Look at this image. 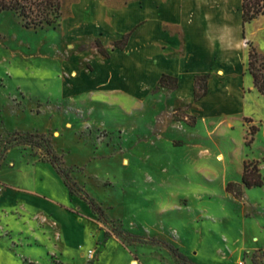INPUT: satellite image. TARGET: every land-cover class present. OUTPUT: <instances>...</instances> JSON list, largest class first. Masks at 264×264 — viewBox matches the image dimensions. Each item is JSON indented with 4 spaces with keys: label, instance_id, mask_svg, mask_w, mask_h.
I'll return each mask as SVG.
<instances>
[{
    "label": "rangeland",
    "instance_id": "374dc122",
    "mask_svg": "<svg viewBox=\"0 0 264 264\" xmlns=\"http://www.w3.org/2000/svg\"><path fill=\"white\" fill-rule=\"evenodd\" d=\"M68 1L37 29L0 12V264H264V182L225 191L246 163L264 178V99L195 110L101 84Z\"/></svg>",
    "mask_w": 264,
    "mask_h": 264
},
{
    "label": "crops",
    "instance_id": "0c3cea01",
    "mask_svg": "<svg viewBox=\"0 0 264 264\" xmlns=\"http://www.w3.org/2000/svg\"><path fill=\"white\" fill-rule=\"evenodd\" d=\"M63 22L79 43L98 39L107 48V58L89 52L105 69L101 84L114 89L134 78L135 93L154 91L168 75L177 79V88L158 93L168 91L174 107L229 110L249 96L264 99L247 73V43L264 55V16L243 25L242 0H69ZM124 35L126 46L112 49ZM201 75L208 76L207 94L193 101L194 78ZM30 192L67 203L43 187Z\"/></svg>",
    "mask_w": 264,
    "mask_h": 264
},
{
    "label": "trees",
    "instance_id": "16d2710c",
    "mask_svg": "<svg viewBox=\"0 0 264 264\" xmlns=\"http://www.w3.org/2000/svg\"><path fill=\"white\" fill-rule=\"evenodd\" d=\"M62 0H0V12H12L16 14L24 28L37 29L45 26H55L61 18ZM259 16H264V0H242V23H249ZM128 35H124L120 40L114 41L112 49L122 50L127 43ZM248 44V61L247 73L251 76L253 87L264 98V55L259 54L251 43ZM91 47L95 49L101 56L107 58L108 52L98 39L91 42ZM84 50V47H81ZM207 75L196 76L194 78L193 99L198 101L207 94ZM159 88H167L174 90L177 88V79L168 75H162L155 87L154 91ZM29 135L25 138H33ZM51 158L53 156L48 151ZM54 163V162H51ZM57 172L63 176L65 186L72 194L74 193V184L69 183L68 176L63 170L57 168ZM264 178L258 168L257 163L249 162L244 164L241 185L228 182L225 191L230 193L235 199L242 196V188L254 189L263 186ZM89 204L99 210L92 200Z\"/></svg>",
    "mask_w": 264,
    "mask_h": 264
},
{
    "label": "bare ground",
    "instance_id": "6f19581e",
    "mask_svg": "<svg viewBox=\"0 0 264 264\" xmlns=\"http://www.w3.org/2000/svg\"><path fill=\"white\" fill-rule=\"evenodd\" d=\"M72 76H75V73L74 74H72ZM221 159V157L219 156L218 158H217V160H220Z\"/></svg>",
    "mask_w": 264,
    "mask_h": 264
},
{
    "label": "built area",
    "instance_id": "2783aa9c",
    "mask_svg": "<svg viewBox=\"0 0 264 264\" xmlns=\"http://www.w3.org/2000/svg\"><path fill=\"white\" fill-rule=\"evenodd\" d=\"M2 191V187L0 186V192ZM89 254H91V252H89Z\"/></svg>",
    "mask_w": 264,
    "mask_h": 264
}]
</instances>
